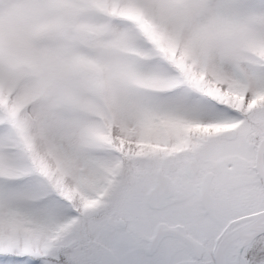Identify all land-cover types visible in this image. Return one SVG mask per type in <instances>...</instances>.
<instances>
[{"label":"snow or ice","instance_id":"snow-or-ice-1","mask_svg":"<svg viewBox=\"0 0 264 264\" xmlns=\"http://www.w3.org/2000/svg\"><path fill=\"white\" fill-rule=\"evenodd\" d=\"M0 264H264V0H0Z\"/></svg>","mask_w":264,"mask_h":264}]
</instances>
